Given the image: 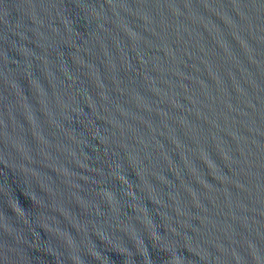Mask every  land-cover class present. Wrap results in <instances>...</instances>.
Segmentation results:
<instances>
[{
    "label": "water",
    "instance_id": "obj_1",
    "mask_svg": "<svg viewBox=\"0 0 264 264\" xmlns=\"http://www.w3.org/2000/svg\"><path fill=\"white\" fill-rule=\"evenodd\" d=\"M0 264H264V0H0Z\"/></svg>",
    "mask_w": 264,
    "mask_h": 264
}]
</instances>
